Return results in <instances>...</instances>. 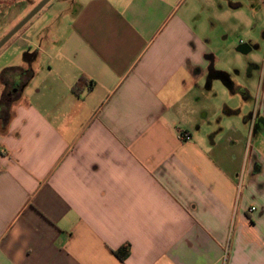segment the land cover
Here are the masks:
<instances>
[{"label":"crops","instance_id":"obj_1","mask_svg":"<svg viewBox=\"0 0 264 264\" xmlns=\"http://www.w3.org/2000/svg\"><path fill=\"white\" fill-rule=\"evenodd\" d=\"M208 4L88 0L0 50V264H264V67L203 130Z\"/></svg>","mask_w":264,"mask_h":264},{"label":"rangeland","instance_id":"obj_2","mask_svg":"<svg viewBox=\"0 0 264 264\" xmlns=\"http://www.w3.org/2000/svg\"><path fill=\"white\" fill-rule=\"evenodd\" d=\"M41 1L43 0H0V41ZM87 1L52 0L40 15H37L38 17L30 20L26 29L19 33L20 36L30 32L46 16L54 20L59 17L64 26ZM231 4L240 6L235 9ZM203 18L208 22L209 47L213 56L212 68L216 72L224 73L233 87H252L256 97V90L262 77L261 69L264 67V0H209ZM241 45H248L252 50L246 54L242 53L238 51ZM1 52L0 56L2 54L6 56V51ZM5 58L0 57L1 60ZM193 98L200 106L197 120L203 126V130L208 122H218L221 116L218 109L222 108L224 111L231 109V105L240 102L241 99L244 100L241 94H232L223 80L209 81L208 78L202 80ZM207 111L209 117L205 118L204 113Z\"/></svg>","mask_w":264,"mask_h":264},{"label":"water","instance_id":"obj_3","mask_svg":"<svg viewBox=\"0 0 264 264\" xmlns=\"http://www.w3.org/2000/svg\"><path fill=\"white\" fill-rule=\"evenodd\" d=\"M52 0H43L41 1L13 30H11L1 41H0V50L5 46V44L14 37L32 18H34L48 3ZM252 48L248 45H241L238 48V51L242 53H249ZM222 77L221 80H225L226 78L224 74L220 73Z\"/></svg>","mask_w":264,"mask_h":264},{"label":"trees","instance_id":"obj_4","mask_svg":"<svg viewBox=\"0 0 264 264\" xmlns=\"http://www.w3.org/2000/svg\"><path fill=\"white\" fill-rule=\"evenodd\" d=\"M216 77L222 79V77L220 76V73H217V74H216ZM223 82H224L226 85H228V86H231V84H232V83L229 81V79H228V80H223ZM86 83H87L86 80H84V79H80V80L75 84V86H74V88H73V91H74L77 95H80L79 91H80V89H81L83 86H86ZM2 105H3V104L0 105V109H1V106H2ZM0 111H1V110H0ZM130 253H131V247H130L129 244H126V245L120 247L118 250L114 251L115 256H116L120 261H122V262L125 261V260L129 257Z\"/></svg>","mask_w":264,"mask_h":264},{"label":"built area","instance_id":"obj_5","mask_svg":"<svg viewBox=\"0 0 264 264\" xmlns=\"http://www.w3.org/2000/svg\"><path fill=\"white\" fill-rule=\"evenodd\" d=\"M180 139L182 140H185V141H190L191 140V137L189 135H186V134H183V133H180ZM250 212H254L256 211V208L253 207L249 210Z\"/></svg>","mask_w":264,"mask_h":264}]
</instances>
